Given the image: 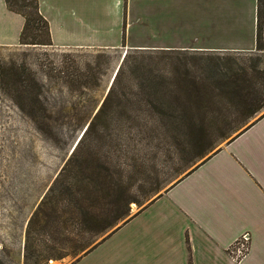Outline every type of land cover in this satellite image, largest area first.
<instances>
[{
    "label": "rangeland",
    "instance_id": "1",
    "mask_svg": "<svg viewBox=\"0 0 264 264\" xmlns=\"http://www.w3.org/2000/svg\"><path fill=\"white\" fill-rule=\"evenodd\" d=\"M224 1L184 0L178 15H170L169 25L163 31L156 29L153 35L147 33L148 37L156 39L157 34L173 43L199 44L202 40L228 43L237 41L239 36H250L251 23L237 27L215 25L214 13ZM240 2L252 4L253 0ZM261 8L264 45V1ZM128 51L136 52L126 45L113 49L0 46V264H72L83 254L73 251L69 241L57 242L53 228L43 230L38 222L29 230L28 224L87 122L106 98L114 74ZM174 52L171 55L155 51L148 56L157 59L167 55L191 56V53L215 55L217 80L199 83L201 93L195 98L189 94L183 96L182 102L191 107L184 115L191 125L177 136L159 132L140 135L128 118L132 116L130 112L126 119L118 117L123 121L122 128L120 123L102 131L101 144L92 143L97 137L92 133L90 139H94L89 149L99 150L101 157L121 170L122 175L116 192L110 198L101 197L104 202L118 200L105 208H111V213L129 209L97 241L166 193L264 112V49ZM162 64L167 66L168 61L165 59ZM11 68L22 74L24 85H29L43 101L47 125L35 122L18 107L14 82L2 79L4 70ZM128 74L124 73L116 83L110 102L130 99L132 86ZM218 78L229 83L228 89L222 88L225 81L219 82ZM252 81L255 87L251 86ZM237 85L243 89L240 96L233 92ZM262 104L261 109L249 116L253 108ZM238 122H242L239 127ZM129 199L132 202L128 203ZM60 208L65 210L63 205ZM103 211H106L103 206L91 208L93 213ZM70 231L71 228L63 230L66 234ZM62 253L64 256L59 257Z\"/></svg>",
    "mask_w": 264,
    "mask_h": 264
},
{
    "label": "crops",
    "instance_id": "2",
    "mask_svg": "<svg viewBox=\"0 0 264 264\" xmlns=\"http://www.w3.org/2000/svg\"><path fill=\"white\" fill-rule=\"evenodd\" d=\"M215 1V0H214ZM236 1V2H234ZM225 0L216 24H252L237 41L173 43L163 31L184 0H40L53 46L59 48L249 51L256 48L257 0ZM125 5V10L123 8ZM173 19V18H172ZM24 17L0 0V46L21 45ZM252 234L241 263L228 254ZM72 264H264V112L163 195L134 213Z\"/></svg>",
    "mask_w": 264,
    "mask_h": 264
},
{
    "label": "trees",
    "instance_id": "3",
    "mask_svg": "<svg viewBox=\"0 0 264 264\" xmlns=\"http://www.w3.org/2000/svg\"><path fill=\"white\" fill-rule=\"evenodd\" d=\"M5 1L10 10L21 14L25 19L20 36L22 45L53 44L50 24L41 11L40 0ZM263 1L257 0L256 47L258 49H264L260 27L261 13L263 14L261 3ZM135 50L136 52L128 51L124 54L106 98L92 119L87 122L88 125L69 158L29 220V230L34 223L39 222L38 224L43 230L48 227L53 228L51 230H53L57 242L69 241L72 243L73 251H83L78 260L104 241L109 235L99 241L96 239L129 211L127 209L124 212L111 213V208H105V205H113L118 200L110 199L104 202L101 197L107 199L112 196L113 192H116L115 188L120 187L122 175L121 170H117L110 161L101 157L99 150L89 149V143L94 139H90L92 133L97 136L92 143L101 144L102 131L105 128L116 127L120 123L119 128H122L123 121L118 117L126 119V114L130 112L132 116L128 118L132 120L131 123L140 135L159 132L177 136L187 131V127L191 125L185 121L184 116L191 107L182 102L183 96L189 94L195 98L201 93L199 83L206 80H217L218 66L215 58L218 57L215 55L191 53V56L180 54L171 56L173 53L175 54L174 51L180 53L181 50ZM155 51L167 52L171 55L157 59L148 56ZM132 54L135 55L132 56ZM220 58L222 59V57ZM165 59L168 61L167 66L162 64ZM1 67L0 63V69ZM198 69L201 72L200 76ZM4 72L2 79L9 80V82L11 80L15 84L14 90L17 94L15 100L18 107L35 122L41 121V124L43 122V125H47L46 119H44L47 108L41 98L34 95L32 88L29 85H24L22 74L13 68L4 70ZM126 72L129 73L128 82L132 86L129 89L131 90L130 99L127 97L124 100L118 98L117 102H110L116 83ZM220 80L218 78L219 82ZM222 81H225L223 83L225 86L222 88L228 89L229 83L226 80ZM237 86L234 87L233 92L240 96L243 89H240V85ZM251 86L255 87L254 81L251 82ZM262 106L263 104L253 108L249 116L261 109ZM241 124L242 122H238L237 127ZM89 139L90 142H88ZM132 200L129 199L128 203ZM60 205H63L64 211H61ZM97 206H103L106 211L91 212V208ZM66 228H71L69 234L63 232ZM62 256H64L63 253L59 255V257Z\"/></svg>",
    "mask_w": 264,
    "mask_h": 264
},
{
    "label": "built area",
    "instance_id": "4",
    "mask_svg": "<svg viewBox=\"0 0 264 264\" xmlns=\"http://www.w3.org/2000/svg\"><path fill=\"white\" fill-rule=\"evenodd\" d=\"M252 246V234L249 231L242 233L228 248V254L237 263L250 253Z\"/></svg>",
    "mask_w": 264,
    "mask_h": 264
},
{
    "label": "water",
    "instance_id": "5",
    "mask_svg": "<svg viewBox=\"0 0 264 264\" xmlns=\"http://www.w3.org/2000/svg\"><path fill=\"white\" fill-rule=\"evenodd\" d=\"M117 71H118V69H117ZM117 71H116V73H117ZM116 73L114 74V77H113V79L115 78V75H116ZM74 149V148H73Z\"/></svg>",
    "mask_w": 264,
    "mask_h": 264
}]
</instances>
